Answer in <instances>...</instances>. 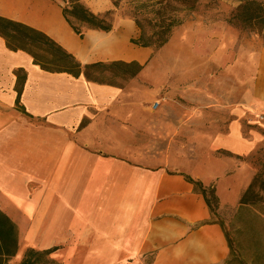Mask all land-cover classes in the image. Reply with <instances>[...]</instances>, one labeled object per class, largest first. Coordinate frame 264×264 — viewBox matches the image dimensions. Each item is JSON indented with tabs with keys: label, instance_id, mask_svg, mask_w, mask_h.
<instances>
[{
	"label": "crops",
	"instance_id": "crops-1",
	"mask_svg": "<svg viewBox=\"0 0 264 264\" xmlns=\"http://www.w3.org/2000/svg\"><path fill=\"white\" fill-rule=\"evenodd\" d=\"M3 3L30 14L54 9L77 43L73 55L98 62L116 58L114 29L88 30L80 39L45 0ZM0 16L49 36L24 20ZM19 69L26 75L20 104L30 117L15 106ZM139 95L42 71L0 37V211L15 224L22 244L50 251L60 264L228 260L222 225L185 177L214 189L216 215L223 218L253 180L244 159L264 141L254 147L230 102L208 106L223 111L193 115L170 98L142 102Z\"/></svg>",
	"mask_w": 264,
	"mask_h": 264
},
{
	"label": "rangeland",
	"instance_id": "rangeland-1",
	"mask_svg": "<svg viewBox=\"0 0 264 264\" xmlns=\"http://www.w3.org/2000/svg\"><path fill=\"white\" fill-rule=\"evenodd\" d=\"M45 1L61 11L63 0ZM245 1H255L264 8V0H79L94 14L112 11L117 55L103 62L135 61L143 65L138 75L128 80L123 79L118 68L92 69L89 73L102 82L98 85L118 88L125 96L139 92L142 102L151 98L156 103L170 98L189 106L193 115L223 111L208 106L215 101L230 102L252 133L254 147L260 146L264 141V35L232 19ZM157 8L165 11V17H175L180 22L172 29L168 42L160 48L131 43L140 35L132 13L140 10L141 18H152V10ZM141 20L148 32L158 22ZM80 29L82 38L76 36L83 39L88 29ZM75 57L83 65L98 62ZM80 77L88 84H97ZM244 161L252 165L254 175L263 170L264 146ZM258 187L247 196V204L230 208L223 218L212 217L222 225L231 244L229 264H264V191ZM21 241L18 235L15 255L3 264H20L32 249Z\"/></svg>",
	"mask_w": 264,
	"mask_h": 264
},
{
	"label": "trees",
	"instance_id": "trees-1",
	"mask_svg": "<svg viewBox=\"0 0 264 264\" xmlns=\"http://www.w3.org/2000/svg\"><path fill=\"white\" fill-rule=\"evenodd\" d=\"M114 6H118L116 1L114 2ZM60 9L65 22L73 33L80 38L83 36L80 27L105 33L112 30L113 22L110 18L112 13L111 10L104 12L102 15L94 14L81 4L79 0H63V5L60 6ZM152 14L154 15L152 18H141L143 17V12H140V10H136L132 13L134 22L140 30V35L138 39L130 40L131 43L143 48H160L168 42L172 29L180 24L175 17H165V11L162 8L152 10ZM141 19H145L149 24L154 19H158V22L152 24L151 28L154 30H149L148 32L142 24ZM232 19H237L238 22L244 23L251 31H257L258 33L263 32L264 35V8L261 4L255 1H245ZM0 37L4 40L5 46L9 51L27 54L32 59V64L38 66L42 71L48 73H62L73 78H79L83 75L87 80L97 84H101L102 82L92 77L89 70L97 69L99 71L118 68L123 75V79L128 80L135 78L143 68V65L135 61L129 63L122 61L108 63L95 62L83 65L75 55L69 53L45 33L31 26L1 16ZM15 76L16 110L30 117L20 104V96L26 79L25 72L19 69L16 71ZM83 126L84 124L80 127ZM185 178L186 181L193 184L196 190L203 196L210 211V215L212 217L216 216L217 198L214 189L204 188L201 183L195 182L189 177ZM255 187L264 191V168L261 171H256L248 189L241 195L239 201L240 205L248 203L247 196ZM17 238L18 232L15 224L7 215L0 211V264H3L5 259L15 255L17 250ZM227 241L231 255V244L228 239ZM50 253V251L37 252L33 249H29L25 253L20 264H38L41 262L42 258H45L43 264H60L48 258ZM229 259L230 256L228 260ZM228 260L224 264H229Z\"/></svg>",
	"mask_w": 264,
	"mask_h": 264
},
{
	"label": "bare ground",
	"instance_id": "bare-ground-1",
	"mask_svg": "<svg viewBox=\"0 0 264 264\" xmlns=\"http://www.w3.org/2000/svg\"><path fill=\"white\" fill-rule=\"evenodd\" d=\"M0 13L24 20L36 27L44 29L49 36L54 38L67 51H77L76 41L71 37L59 19L54 9L47 10L43 14L26 12L24 7L15 3H3L0 6ZM73 54V53H72Z\"/></svg>",
	"mask_w": 264,
	"mask_h": 264
}]
</instances>
